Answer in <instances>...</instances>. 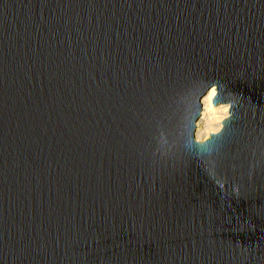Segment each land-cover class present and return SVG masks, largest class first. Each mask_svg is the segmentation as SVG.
I'll return each instance as SVG.
<instances>
[{"label": "water", "instance_id": "obj_1", "mask_svg": "<svg viewBox=\"0 0 264 264\" xmlns=\"http://www.w3.org/2000/svg\"><path fill=\"white\" fill-rule=\"evenodd\" d=\"M0 264H264V0H0Z\"/></svg>", "mask_w": 264, "mask_h": 264}, {"label": "bare ground", "instance_id": "obj_2", "mask_svg": "<svg viewBox=\"0 0 264 264\" xmlns=\"http://www.w3.org/2000/svg\"><path fill=\"white\" fill-rule=\"evenodd\" d=\"M217 90L213 87L202 99L203 105L201 116L196 124V141L204 143L211 138V134H218L223 129V122L230 117V105H213V99L217 95Z\"/></svg>", "mask_w": 264, "mask_h": 264}]
</instances>
